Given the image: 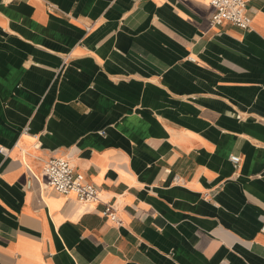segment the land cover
I'll use <instances>...</instances> for the list:
<instances>
[{"label":"crops","instance_id":"0c3cea01","mask_svg":"<svg viewBox=\"0 0 264 264\" xmlns=\"http://www.w3.org/2000/svg\"><path fill=\"white\" fill-rule=\"evenodd\" d=\"M246 1L250 30L212 26L209 0H0V264H264V0ZM54 157L100 201L43 190Z\"/></svg>","mask_w":264,"mask_h":264},{"label":"built area","instance_id":"2783aa9c","mask_svg":"<svg viewBox=\"0 0 264 264\" xmlns=\"http://www.w3.org/2000/svg\"><path fill=\"white\" fill-rule=\"evenodd\" d=\"M214 12L211 16V25L220 26L225 23L232 24L242 30H250L252 18L248 13L246 0H209ZM189 61L195 62L192 57ZM8 149L0 145V154L8 155ZM234 168L240 164L241 158L239 156H230ZM44 175L46 177V184L43 190L52 189L60 194H75L80 203H95L99 202L98 189L88 182L85 176L78 173L71 162L64 158L54 157L49 159L44 166ZM102 215L112 222L120 226L121 219L117 215L114 204H105L102 210ZM264 232V228L262 229Z\"/></svg>","mask_w":264,"mask_h":264}]
</instances>
